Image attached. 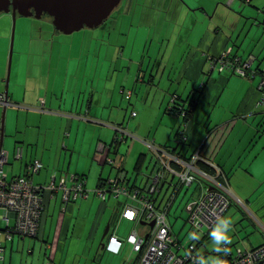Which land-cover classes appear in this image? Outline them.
Listing matches in <instances>:
<instances>
[{
  "label": "crops",
  "instance_id": "0c3cea01",
  "mask_svg": "<svg viewBox=\"0 0 264 264\" xmlns=\"http://www.w3.org/2000/svg\"><path fill=\"white\" fill-rule=\"evenodd\" d=\"M137 1L141 6L137 10L141 18L139 28L144 38L137 49L136 39L126 40L133 47L125 58L121 51L119 68L106 74L111 83L89 76L94 83L88 86L87 77L80 74L83 58L77 59L78 63L73 66L79 73L77 77L70 74V61L65 64L67 76L62 90L56 92L57 79L51 81L52 68L63 62L51 63L54 46L49 45L48 49L46 42L53 29L49 22H42L35 34L36 23L31 22L30 42L18 50L14 70L10 66L7 83L10 105L0 104V151L8 155L4 165L7 175H24L26 165L38 158L42 167L32 176L35 184L76 174L85 178V187L94 188L101 179L116 171L109 166L105 173L107 164L99 150L102 144L110 145L107 155L112 157L114 152L113 158L121 164L127 184L143 188L157 167L148 142L163 150H176L182 156L176 155L184 160L199 148L204 159L220 167L221 173L215 176L233 198L229 214H234L236 219L240 217L239 227L227 224L232 228L231 238L235 235L236 238L231 243L222 242L231 247L242 243L249 248L264 243V108L256 106V87L264 70V0ZM131 3L127 4V12ZM1 18L0 93L4 94L9 61L4 41L9 28L1 24L8 18ZM34 41L39 46H33ZM58 46L61 57L63 47ZM119 50L117 46L109 49L106 56L110 63L119 56ZM225 50L231 58L242 61L253 55L251 68L258 74L247 79L230 70L212 69V58ZM48 51L49 56H45ZM33 54L45 57V62H35ZM123 90L132 91L129 99ZM173 95L185 104L195 101L191 115L185 119L187 138L179 146L176 134L182 119L169 109ZM127 118V131L136 138L130 144L128 141L121 146L112 144L114 126L124 127ZM17 146L22 147L19 159L14 155ZM175 180L172 175L166 177L156 195L157 206H162L170 197ZM203 181L209 182V179L205 177ZM203 184L196 181L191 191L178 193L168 218L178 201L185 209L193 202L187 217ZM188 192V198L182 196ZM48 202L41 239L32 240L28 247L24 248L25 238L6 239L2 229L0 240L5 251L2 264H13V252L19 246L26 254L19 257L18 264H44L46 253L56 264H133L125 238L133 229L138 234L145 231L125 218L118 220L115 228L120 216L118 200L111 198L103 202L90 195L63 205L57 194ZM8 215L11 227L14 215ZM185 224L186 221L180 231ZM107 225L104 243L115 235L123 242L118 253L107 251L105 244L100 246ZM239 228L245 231L243 237L239 235ZM216 235L213 233L211 238Z\"/></svg>",
  "mask_w": 264,
  "mask_h": 264
},
{
  "label": "built area",
  "instance_id": "2783aa9c",
  "mask_svg": "<svg viewBox=\"0 0 264 264\" xmlns=\"http://www.w3.org/2000/svg\"><path fill=\"white\" fill-rule=\"evenodd\" d=\"M252 59H254L253 55L246 61H242L238 57L231 58L229 51L225 50L212 58L210 63L212 69L230 70L249 79L258 74L256 70L251 68L250 61ZM256 90V106L264 108V70L260 74ZM123 92L125 98L129 99L132 91L123 90ZM169 101V109L182 119V125L176 134V144L179 145L187 138L185 118L191 115L192 108L185 103L179 104L174 95ZM0 104L4 107L10 105L7 97L1 93ZM172 105L175 106V109ZM130 114L136 115L133 110ZM114 130L112 143L114 145L125 142L127 137L136 138L121 125L114 126ZM147 146L153 150L158 166L149 176L146 186L143 188L131 187L127 184L126 174L121 168V164L107 155L110 146L100 144L99 150L104 154V163L115 168V174L100 181L93 189L86 188L85 178L76 174L58 180L52 177L48 183L35 184L32 176L37 174L42 167L38 159L26 165L24 175L9 177L4 168L8 155L4 150H1L0 233L3 229L5 238L9 240L14 236L41 239L42 223L46 216L48 201L57 194L60 195V201L63 205L74 202L76 199H87L90 195L98 197L103 202L112 197L120 202V216L115 222V228L118 226L117 221L121 218L135 224L144 222L148 227L145 234H138L133 229L125 238V242L136 254L133 264H264V243L249 248L245 245L231 247L227 243L221 242L217 249L212 251V254L217 256V260L211 262L206 258L209 255L206 244L211 238V231L222 219L233 202V198L227 187L217 180V176L201 170L196 163L199 160L207 162L216 174L221 173L220 167L204 159L199 148L192 152L188 160H184L176 157L170 150L160 149L153 143L148 142ZM21 151L22 147L17 146L14 152L16 158L22 157ZM169 175L176 178L175 182L172 183L174 190L162 206H157L156 195L160 192L162 183ZM205 177L209 179V182L203 181ZM196 181L204 184L200 196L195 200L192 210L185 219L187 229L181 236L173 231L168 214L178 192L184 188L186 190L191 188ZM234 200L240 203L237 198ZM8 214L14 215V223L11 227H9ZM152 221L153 225H148ZM122 243L112 234L108 237L104 247L111 253H118ZM4 254L5 251L0 240V264L4 260ZM45 261V264H56L47 253Z\"/></svg>",
  "mask_w": 264,
  "mask_h": 264
},
{
  "label": "rangeland",
  "instance_id": "374dc122",
  "mask_svg": "<svg viewBox=\"0 0 264 264\" xmlns=\"http://www.w3.org/2000/svg\"><path fill=\"white\" fill-rule=\"evenodd\" d=\"M132 2V3H131ZM131 5L130 10H128L129 12H127V4ZM139 2L137 0H121L120 3L115 7V10H113L111 12V14L105 19V21L103 22V24L101 26L98 27H93V28H87L84 27L82 29H80L79 31H75L72 32L70 34H63L58 30H55L53 28L52 22H51V18L44 15L43 18L41 19H34L33 17L31 18H27V17H23L21 15L17 16L15 19V30H14V41H13V51H12V55H13V59L11 56V65L13 66V70L16 64V60L17 59V52L20 49V47H27L29 42H30V29H32V24L31 22L36 23V27L33 28V31L35 34L38 33V30L40 29L39 24H42V22H49V26L52 27V33L49 36L48 41L46 42V44L49 46H54V51L52 54V65L56 64V61L58 60L59 62H63L62 65H60L59 67L56 68V66H53L52 70V74H51V81H53L55 78L56 80V87H55V91L56 92H60L62 90V87L64 85V77L67 76L66 72H65V64L68 63L70 61V65L69 67H71V73L72 76H78L79 73L77 72V70L73 69V66L76 65L78 63L77 59H83L84 58V64L81 63L80 65V74L85 75L87 77V84L88 86L92 85L94 82L90 81V77L89 76H96V78L101 77L104 83H111L112 80L107 76L106 74L113 71V70H117L119 67L118 63L121 62L120 59V55L119 53L122 51L121 55L123 56V58H125V54H128L129 50L133 47V45H129V43L126 42V40L131 37L133 39H136L137 41V45L135 46V49H137L138 44L139 47H141V40L144 38L143 37V30H141V28H139V19L141 20V18L139 17V13H138V4ZM183 3V1H182ZM184 4V3H183ZM148 5V4H147ZM153 6V5H152ZM0 17H2L1 19H7L6 21H1V24H3V26L6 28H9V32L7 33L6 37H5V48H7V53L9 52V41H10V29L12 27L11 21H12V15L11 13H0ZM9 24V25H8ZM132 25V26H131ZM36 37V36H34ZM39 42L38 41H34L32 43L33 46H39ZM63 47V51L61 52V57L58 54V48L59 46ZM50 46L48 47V49H50ZM77 46L83 48V49H77L75 50L74 48H77ZM112 46V47H110ZM115 46L118 47V55L117 58H115L111 63L109 62V59L107 58V52L109 51L110 48L115 49ZM73 47V48H72ZM127 51V52H126ZM49 51L47 52V54H45V56H49ZM109 54V52H108ZM33 58L35 59V62H45V57H40L39 54H33L32 55ZM32 58V59H33ZM50 59V57L48 58ZM60 59V60H59ZM79 60V61H80ZM119 60V61H118ZM118 62V63H117ZM68 67V69H69ZM11 69V68H10ZM12 70V72H13ZM83 71V72H82ZM11 74V72H10ZM97 74V75H96ZM14 76V72L13 75ZM43 82H45V78L43 79ZM100 83V80L97 81V84ZM50 87L52 88V82L50 84ZM124 101L126 102V100L124 99ZM128 104V103H127ZM131 110V109H130ZM129 110V113H130ZM127 122H125L124 127L127 130V124L129 119H126ZM129 130V128H128ZM131 138H128L125 140V142L120 143L121 145H124L126 143L129 142V144L131 143ZM128 141V142H127ZM124 143V144H123ZM120 145V146H121ZM114 148V147H113ZM112 148V149H113ZM111 156L114 157V152H111ZM110 165H106V169H105V173L107 171H109V167ZM194 187V186H193ZM87 188V187H86ZM88 189H93V188H88ZM184 191H191L193 188H188L186 190V188H184ZM190 192L188 193H184L182 196H187L186 198L189 197ZM194 196H197L194 193ZM192 199V198H189ZM193 202H191L188 207L182 208V206H180L179 201L175 204V206L173 207L174 209L171 211L170 216H169V220L171 221L172 224V228L173 231L180 234L181 236L184 235L185 230L187 229V224H185L184 229L182 231L181 228L183 226V222L186 221V213L187 211L191 208V204ZM230 210V209H229ZM229 210L227 212L224 213V215L222 216V219L213 227L212 231H211V236L213 233H217L216 237L214 238H210L207 241L206 244V249L207 252L209 253L208 256H206V258L208 260H210L211 262H214L217 260V256H215L214 254H212L213 250H216L217 247L220 245V243L223 240H227V242H230L232 240H234L236 237V235L234 237L231 238L230 235H232V228L230 229L229 226L227 224H231L234 223L235 225H237L238 227L240 226V217L238 214V219H236V217L234 216V214H229ZM231 213V211H230ZM260 228V226H258ZM138 229H143L145 232L148 230V227L146 225H143L141 223H138L137 226ZM240 229V228H239ZM246 229V227H245ZM249 229H252V226H249ZM182 232V233H181ZM239 235L240 236H244L245 235V231L240 229L239 231ZM210 236V237H211ZM17 237L14 236V239H16ZM26 240H24V248L28 247L29 244L31 243L32 240H36L35 238H25ZM231 243V242H230ZM236 246H243L242 243L236 245ZM21 246H19V250H17V252H13V257H12V263L13 264H18L19 262V257L22 256V254H26L24 250H22L23 252H21L20 250ZM108 251V250H107ZM127 252L129 254V258H131V261L133 262L134 259H136V254L131 250V247L127 249ZM131 252V253H130ZM111 253V252H110ZM7 255H8V251H7ZM30 255H27L28 258H30ZM5 256V254H4ZM130 262V261H129ZM27 263V262H25ZM24 264V263H23ZM29 264V263H28ZM126 264V263H125Z\"/></svg>",
  "mask_w": 264,
  "mask_h": 264
},
{
  "label": "water",
  "instance_id": "95a60500",
  "mask_svg": "<svg viewBox=\"0 0 264 264\" xmlns=\"http://www.w3.org/2000/svg\"><path fill=\"white\" fill-rule=\"evenodd\" d=\"M121 0H0V13H11L12 27L10 31L9 55L6 78V89L4 95L7 97V86L9 70L11 66V56L13 51L15 19L21 15L23 17L34 19L43 18L44 14L51 18L53 28L63 34H70L87 27L93 28L103 24L105 19L111 14ZM185 103V102H184ZM191 106L194 102L186 104ZM143 225H146L144 222ZM150 226L153 221L149 222ZM109 225L106 226L102 233L100 246H104V239L108 232Z\"/></svg>",
  "mask_w": 264,
  "mask_h": 264
},
{
  "label": "trees",
  "instance_id": "16d2710c",
  "mask_svg": "<svg viewBox=\"0 0 264 264\" xmlns=\"http://www.w3.org/2000/svg\"><path fill=\"white\" fill-rule=\"evenodd\" d=\"M169 100H170V99H169ZM177 100H178V103H179V104H184V100H182V99H177ZM169 104H170V103H169ZM172 107L175 109V106L172 105ZM176 110H177V109H176ZM176 110H174V111H176ZM185 119H187V118H185ZM113 140H114V139H113ZM184 142H185V141H184ZM184 142H182V143H184ZM112 143H113V142H112ZM182 143H180V144H182ZM180 144H179V145H180ZM116 145H117V144H116ZM179 145H178V146H179ZM109 146H110V145H109ZM196 149H197V148H196ZM196 149H195V150H196ZM195 150H194V151H195ZM170 151H171L176 157H178L177 155H179V153H178V154L175 153L176 150H173V151L170 150ZM21 154H22V151H21ZM176 154H177V155H176ZM180 155H181V154H180ZM180 155H179V156H180ZM181 156H182V155H181ZM178 158H179V157H178ZM37 159H38V158H37ZM37 159H34V160H37ZM38 160H39V159H38ZM32 161H33V160H32ZM32 161H31V162H32ZM39 161H40V160H39ZM156 161H157V160H156ZM29 163H30V162H29ZM40 163H41V161H40ZM196 165L198 166V168H200V169L203 170V171H207L209 174H214V175L216 174V172L213 170V168H212L207 162H203L202 160H199V161L196 163ZM157 166H158V165H157ZM174 167L178 168V167L175 166V165H174ZM26 168H27V167H26ZM122 169H123V168H122ZM25 173H26V172H25ZM79 176H80V175H79ZM56 180H58V179H56ZM103 180H105V179H101L100 181H103ZM100 181H99V182H100ZM99 182H98V183H99ZM47 183H48V182H47ZM131 187H132V186H131ZM173 190H174V188L172 187V188H171V191H173ZM183 190H185V189H182V190H181L180 192H178V193H182ZM111 198H112V197H111ZM111 198H108V199H111ZM108 199H107V200H108ZM112 199H114V198H112ZM77 200H78V199H76L75 201H77ZM107 200H106V201H107ZM115 200H117V199H115ZM75 201H74V202H75ZM106 201H105V202H106ZM70 203H72V202H70ZM68 204H69V203H68ZM120 250H121V249H120ZM50 259H51V258H50ZM45 260H46V257H45ZM45 260H44V261H45ZM45 262H46V261H45ZM45 262H44V264H45Z\"/></svg>",
  "mask_w": 264,
  "mask_h": 264
},
{
  "label": "flooded vegetation",
  "instance_id": "af4514ba",
  "mask_svg": "<svg viewBox=\"0 0 264 264\" xmlns=\"http://www.w3.org/2000/svg\"><path fill=\"white\" fill-rule=\"evenodd\" d=\"M44 15H46V14H44Z\"/></svg>",
  "mask_w": 264,
  "mask_h": 264
}]
</instances>
